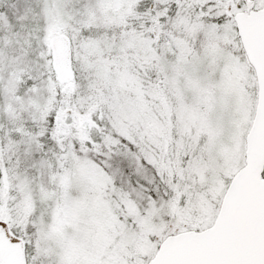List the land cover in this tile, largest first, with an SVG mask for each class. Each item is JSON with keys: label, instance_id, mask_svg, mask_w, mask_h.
Returning a JSON list of instances; mask_svg holds the SVG:
<instances>
[{"label": "snow or ice", "instance_id": "snow-or-ice-1", "mask_svg": "<svg viewBox=\"0 0 264 264\" xmlns=\"http://www.w3.org/2000/svg\"><path fill=\"white\" fill-rule=\"evenodd\" d=\"M0 264H264V0H0Z\"/></svg>", "mask_w": 264, "mask_h": 264}]
</instances>
